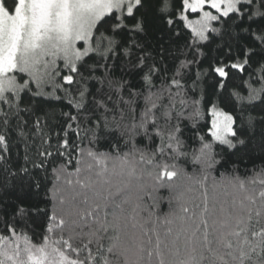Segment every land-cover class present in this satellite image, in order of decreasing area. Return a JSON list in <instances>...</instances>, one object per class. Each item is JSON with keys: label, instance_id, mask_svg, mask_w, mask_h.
<instances>
[{"label": "snow or ice", "instance_id": "6c2138e0", "mask_svg": "<svg viewBox=\"0 0 264 264\" xmlns=\"http://www.w3.org/2000/svg\"><path fill=\"white\" fill-rule=\"evenodd\" d=\"M0 264H264V0H0Z\"/></svg>", "mask_w": 264, "mask_h": 264}, {"label": "trees", "instance_id": "16d2710c", "mask_svg": "<svg viewBox=\"0 0 264 264\" xmlns=\"http://www.w3.org/2000/svg\"><path fill=\"white\" fill-rule=\"evenodd\" d=\"M166 207V206H165Z\"/></svg>", "mask_w": 264, "mask_h": 264}]
</instances>
